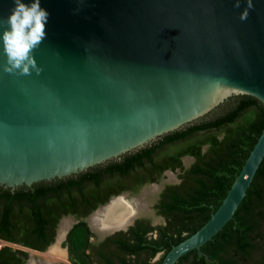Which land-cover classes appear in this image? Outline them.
Listing matches in <instances>:
<instances>
[{
  "label": "water",
  "instance_id": "1",
  "mask_svg": "<svg viewBox=\"0 0 264 264\" xmlns=\"http://www.w3.org/2000/svg\"><path fill=\"white\" fill-rule=\"evenodd\" d=\"M40 6L49 17L46 38L33 52L39 74L3 71L0 45L4 187L119 158L233 94L264 105V0H40ZM13 7V0H0V20ZM263 157L264 128L217 209L172 244L160 264L199 250L232 219Z\"/></svg>",
  "mask_w": 264,
  "mask_h": 264
},
{
  "label": "trees",
  "instance_id": "2",
  "mask_svg": "<svg viewBox=\"0 0 264 264\" xmlns=\"http://www.w3.org/2000/svg\"><path fill=\"white\" fill-rule=\"evenodd\" d=\"M263 128L264 105L253 96L233 94L204 116L119 158L40 181L29 193L23 187L14 193L0 187V229L20 234L17 239L2 238L31 245L25 239L42 237L49 218H57L56 208L70 201L72 193L95 199L103 188L110 193L135 191L158 180L164 169L181 168L180 158L189 155L194 161L182 172L181 183L169 187L158 205L169 217L164 231H173L176 244L217 209ZM182 231L186 233L181 235ZM263 248L264 157L232 219L199 250L184 254L175 264H252L254 253ZM26 256L22 250L0 248V264H23ZM255 264H264V256Z\"/></svg>",
  "mask_w": 264,
  "mask_h": 264
},
{
  "label": "flooded vegetation",
  "instance_id": "3",
  "mask_svg": "<svg viewBox=\"0 0 264 264\" xmlns=\"http://www.w3.org/2000/svg\"><path fill=\"white\" fill-rule=\"evenodd\" d=\"M187 156L189 155H183L180 158L181 168L164 169L161 172L160 176L166 171L176 172L174 179L177 181L163 185L153 207L151 208L149 204L151 212L137 213L123 227H117L109 231H98L91 226L89 218L95 210L107 204L112 198L118 197L124 191H127L125 196L130 198L131 190L110 193L108 188H103L97 192L95 199H83L78 192H75L71 194L70 201L56 208L57 218L54 219V215L49 218L48 229L42 237H27L25 242L31 245L21 244L17 241L2 238L17 239L20 238L19 233L13 230L0 229V248L9 246L13 249L25 251L27 256L33 251L44 253L56 242L59 226L66 219L69 221V227L59 244V248L64 250L65 258L55 259V264H160L167 247L174 244L172 239L174 233L171 229L164 231L168 226L169 217L160 212L158 205L162 196L168 192L169 187L181 183L182 172L194 161V158L189 156L192 158L191 163L188 167H185L183 162ZM157 181L143 183L139 188ZM37 183L20 185L14 188L2 185L0 187L9 190L11 193L23 187L29 193L30 189L38 185ZM105 197H107L106 201L101 202ZM185 233V231H182L180 234ZM32 245H37L39 248L42 246V248L37 249L31 247Z\"/></svg>",
  "mask_w": 264,
  "mask_h": 264
},
{
  "label": "clouds",
  "instance_id": "4",
  "mask_svg": "<svg viewBox=\"0 0 264 264\" xmlns=\"http://www.w3.org/2000/svg\"><path fill=\"white\" fill-rule=\"evenodd\" d=\"M13 3L14 7L6 20H0V25L7 24L0 32V45L5 57L3 71L19 75H31L33 71L39 74L41 69L36 64L33 52L46 38L45 26L49 13L40 6V0H32L29 4L13 0ZM251 6L249 2L248 7ZM240 18L246 19L247 11Z\"/></svg>",
  "mask_w": 264,
  "mask_h": 264
},
{
  "label": "bare ground",
  "instance_id": "5",
  "mask_svg": "<svg viewBox=\"0 0 264 264\" xmlns=\"http://www.w3.org/2000/svg\"><path fill=\"white\" fill-rule=\"evenodd\" d=\"M157 185L150 190L142 192L138 197L127 198L119 195L112 198L107 204L99 207L90 216L91 226L98 231H109L117 227L125 226L139 212L147 210L149 195L157 190ZM69 227V221L64 219L58 229L56 243L44 253L32 252L27 264H55V259H64L65 253L59 248V244Z\"/></svg>",
  "mask_w": 264,
  "mask_h": 264
},
{
  "label": "rangeland",
  "instance_id": "6",
  "mask_svg": "<svg viewBox=\"0 0 264 264\" xmlns=\"http://www.w3.org/2000/svg\"><path fill=\"white\" fill-rule=\"evenodd\" d=\"M228 98V97H227ZM223 102V101H222ZM220 104V103H219ZM191 163V159H184V162H183V165L185 167H188L189 164ZM175 174L176 172H170V171H166L164 174H162L158 181L157 182H154L152 184H145L143 185L142 187L138 188L137 190L135 191H131L130 194H129V197H138L142 194V192L144 191H148L151 189L152 186L154 185H157V190L151 192V194L149 195L148 198L149 199V202L148 204H150V207L152 208L153 207V204H155V201L157 200L158 196H159V192L161 190V188L163 187L164 184L166 183H175L177 180L174 179L175 178ZM127 191H124L121 193V195H126ZM149 207V208H150ZM151 210V209H150ZM150 214V213H149ZM156 219V218H155ZM161 222V221H159ZM56 243V242H55ZM54 243V244H55ZM53 244V246H54ZM15 247V246H13ZM264 256V248L263 249H258L255 253H254V256L252 258V260L254 261L252 264H255V262L260 258Z\"/></svg>",
  "mask_w": 264,
  "mask_h": 264
}]
</instances>
